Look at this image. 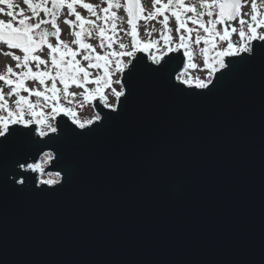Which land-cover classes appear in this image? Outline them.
Wrapping results in <instances>:
<instances>
[{"label":"water","instance_id":"95a60500","mask_svg":"<svg viewBox=\"0 0 264 264\" xmlns=\"http://www.w3.org/2000/svg\"><path fill=\"white\" fill-rule=\"evenodd\" d=\"M168 56V72L139 79L120 116L98 100L102 127L76 137L60 115L51 145L19 153L15 178L28 187L0 181V264H264V63L190 96L174 87L203 91L176 79L183 48ZM47 152L58 166L27 167Z\"/></svg>","mask_w":264,"mask_h":264},{"label":"snow or ice","instance_id":"6c2138e0","mask_svg":"<svg viewBox=\"0 0 264 264\" xmlns=\"http://www.w3.org/2000/svg\"><path fill=\"white\" fill-rule=\"evenodd\" d=\"M49 2L51 8L48 7ZM249 3V0H199L200 8L203 11H199L196 5H187L185 0H167V3H163V0H153V11L144 15V8L139 3V0H127V14L128 24L131 26L130 34L132 37L131 48L123 43H120V51H109L103 55L97 53L95 48L91 44H86L82 35L86 31L85 24L94 25L96 21L84 18L80 12L76 11V6L79 5L84 9L91 12L94 16H98L96 6L91 3H85L84 0H25L28 8L32 12V16L39 17L40 13L43 12L46 16H50L51 19H39L37 23H31L32 16H26L24 10L20 9L19 13L14 11V5L12 0H0V4L7 6V12L5 8L0 7V14L7 15L10 19L0 20V42L5 43L11 49H20L23 51V63L25 66L28 65L29 60L37 61L38 64H47V61L42 59L40 56L33 55V53L41 46L47 44L50 49V58L52 68L55 69V75L51 71H37L33 72L29 67L27 71L15 73L11 66L7 67V73L0 74V81H3L6 85L11 87V91L8 93L9 96L15 94L18 99L15 100V108L9 106V102L5 99L3 89L0 88V111H6V115H0V181L8 182L11 181L18 189H26L28 187L25 179H16V176H20L21 173L16 171L17 168L24 169L25 163H21L22 159L26 158L27 153L20 155L27 147H36L39 150V146L51 145L53 137L50 133L57 134L58 128L53 126L50 122L55 118V114L64 111L72 117L73 123L77 126L80 131L71 129L73 136L82 137L86 136L93 131L94 128L90 127L96 123L97 127H102L105 123V118L100 115L99 112L96 115L85 122H81L77 118L76 112L72 108H65L59 103L60 97L58 93L61 91L57 88L56 81L59 78L60 83L63 85L62 91L68 95L75 96L76 93H68L69 85L75 84L77 87H83L89 83L88 77L90 72L83 66L80 61L76 60V56L79 54L80 49H86V53L83 55V59L89 61L88 68H103L104 74L101 77H97L94 81L97 84V88L94 90H88L85 88L84 92L80 93L84 97L85 101H89L95 94H99L105 99L106 106L116 116H120L124 108V103L132 96L134 92L135 83L141 78H153L158 77L168 72V65L172 57H165L168 53L174 51L171 46L172 36L163 35L164 44L166 51L160 52L159 55H152L151 60L158 67H153L150 64L144 62L143 57H137L136 53L140 50L141 41L137 38L138 27L136 21L143 19L145 21L155 19L159 15H162L165 11L170 10L172 15L175 17L177 22V32L181 29L185 30L187 37L184 32L179 35L178 48H184L186 55L189 56L190 66L197 67L194 63H191L192 52L189 50L188 41L192 40V33L195 32L194 43L199 44L201 40L205 44H211L213 49L216 48L217 38L219 41L226 42V47L220 48L215 52L214 63L210 65V71L208 73L207 80L197 79L195 88L203 90L199 93L192 91L186 92L183 88L178 85L177 91L184 95L190 96H204L212 92L216 88L217 84L213 83V77L216 82L219 83L225 77H236L240 74L243 68L250 66L256 62L264 63V12H261L258 7L257 0H251L250 7L251 13L250 18L245 19V13L242 9ZM157 5H160L157 7ZM119 3H114L113 0H107V6L102 9L104 16L103 21L105 24L109 22L111 16L112 24L111 31L112 35H106L104 28L99 29L100 46L101 48H111L113 35L118 32L117 24L115 23L117 14L112 9L119 8ZM260 6H264V0H260ZM69 10V16H75L73 19H65V23L73 29L72 34L76 37L73 41L79 47L73 49L68 44L59 39L61 29L57 23V12L64 8ZM135 7V12H134ZM194 13V16H187L182 18V12ZM207 15L210 19L205 22L202 18ZM18 17H20L18 19ZM239 22V29L231 24L233 21ZM15 21V23H14ZM169 17L164 16L163 23L165 27L168 26ZM187 21H191L192 24L198 25V28H190L187 26ZM79 22V31L75 30V26ZM51 24L54 31L49 32L47 29H42L38 32V38L33 35L35 29H41V25ZM221 25L222 29L218 30L217 26ZM203 30L204 36L200 35V30ZM171 29L169 28V32ZM236 34L239 36V43H234L232 36ZM53 35L57 38V44L53 45L48 41V36ZM90 36L91 33L89 32ZM119 39V37H117ZM159 41H151L143 44V50L158 45ZM178 50V49H177ZM208 48L202 49L205 55V62L207 64ZM5 55H11L14 60L20 61L21 57L14 53L7 52ZM116 56L118 59L115 61V71L120 74V79L113 81L109 73V64L112 63L110 57ZM65 57H71L69 60H65ZM122 57H127L125 62ZM231 58L227 59L226 58ZM95 61V62H93ZM20 66L19 64L17 65ZM82 74V75H81ZM16 76V79H11L10 76ZM170 76V73H169ZM38 79L40 84L45 83V79L49 78L52 80L51 88L45 87L44 91L33 90L27 88L25 81L27 79ZM177 80L181 77L177 76ZM103 81V86H101ZM120 85V90L117 91L112 88V93L115 95L117 103L107 104L106 98L104 97V88L111 84ZM184 85H189V79H183ZM27 91L29 95H35L37 97H43L45 101H52L50 105L51 112L45 113L43 111H37V106L30 102L29 98L20 95L21 91ZM51 95H47V93ZM121 97L124 98L121 101ZM72 101H69L71 103ZM83 106V104H81ZM110 118V117H109ZM33 124L41 125L39 129L33 127ZM70 127V126H69ZM38 133L39 137H48L46 141H38L34 139V136ZM59 152L60 150L57 149ZM63 153L60 154L62 159ZM46 163H52L53 166H58L56 163L57 157H54L53 153H45ZM28 168L38 170L43 173L44 168L41 164H28ZM15 175H12V174ZM69 178L72 175L71 169L66 172ZM11 176V179L9 178ZM56 177H60L61 173L56 172ZM67 181H65L66 183ZM56 180H40V184L52 185L56 184ZM64 184H60L59 188H63ZM58 189H45L35 187L34 192L46 193L48 191H57Z\"/></svg>","mask_w":264,"mask_h":264},{"label":"rangeland","instance_id":"374dc122","mask_svg":"<svg viewBox=\"0 0 264 264\" xmlns=\"http://www.w3.org/2000/svg\"><path fill=\"white\" fill-rule=\"evenodd\" d=\"M84 2L85 3H91L94 6H96V11L98 13V16H94L91 12H89L88 10L84 9L83 7H81L79 5L76 6V11L80 12L84 18L96 21V23L94 25L85 24L84 27H85L86 31L82 35L81 39H83L86 44H91L95 48V51L97 53H100L101 55H103L105 52H109V51L119 52L120 51V47H119L120 43L128 45L129 50H130L132 37L130 34H126V33L131 32V26L128 24L129 17L127 14V0H113L114 3H119L121 6L119 8H115V9L111 10V11H115L117 14V18H116L115 23L117 24V29H118V32L115 35H113L114 42L112 43L111 48H108V47L101 48L100 36H99V29L100 28H104L106 30V35H112L111 24L113 21L111 19V16H110L109 22L107 24H105L103 21L104 13H103L102 9L107 6V0H84ZM250 2H251V0H249V3L247 5H245L242 9V12L246 14L245 19L250 18V13H251ZM257 2H258V7H259L260 11L264 12V6H260V0H257ZM12 3L14 5V11L15 12L19 13L20 9H23L24 14L26 16H32V12L28 8L27 4H25V0H12ZM139 3L141 4V6L145 10L144 15H147V13L153 11V0H139ZM163 3H167V0H163ZM185 4L196 5L197 9L199 11H203V9L200 8L199 0H185ZM50 5H51V3L49 2L48 6H50ZM159 6L160 5H157V7H159ZM0 7L5 8V12H7L8 9H7L6 5L0 4ZM58 12L61 13L64 18L75 19L74 15L69 16V10L66 7L62 10H59ZM181 12H182V18H186L187 16H194V13H191V12H184L183 10H181ZM165 15H167L169 17L167 27H165V25L163 23ZM19 18L20 17H18V19ZM9 19L10 18L7 15L0 14V20L7 21ZM202 19L205 22H207L210 18L207 15H205ZM37 22L38 21H36V17L32 16L31 23H37ZM136 23H137V27H138L137 38L141 41L140 50H138L137 53L139 51L149 53L150 59H151L152 55H159L160 52L166 51V46L164 44L163 35H171L172 36L173 39H172L171 46L173 47L174 51H177V52L179 50L178 42H179V35L181 34V32H184L186 37H187V33L185 32V30L181 29L180 32L176 31L178 25H177V22L175 20V17L172 15L170 10L165 11L162 15H159L155 19H151L148 21H145L143 19H139L136 21ZM231 24L233 26H235L237 29H239V27H240L238 20L231 22ZM58 25L61 29L59 39L66 42L69 47H71L73 49H77L79 46L77 44L73 43V41L76 39V37L72 34L73 29L70 28V26L63 21L58 23ZM49 26H50V24H45L44 26L41 27V29H37L35 31L36 38H38L37 34L40 30L47 29L49 31ZM187 26L190 28H198L199 27L198 25L192 24L191 21H187ZM169 28L171 29L170 32H169ZM76 29L78 31L79 27L77 26ZM217 29L221 30L222 26L218 25ZM261 31H264V29H261ZM89 32L91 33L90 36L88 35ZM200 35L201 36L205 35L203 33L202 29L200 30ZM195 36H196V33L193 32L192 33V40L188 41V43H189V50L193 54L192 59H191V63H194L195 65H197V67H191L190 66L189 56L186 55V53H185L186 60H187V67L179 75V77H181L180 81H182L183 79H189V81H190L189 85H195L197 79L207 80L209 78L208 73L210 71V65L212 63H214L215 52L217 50H219L220 48L226 47V42L219 41V38H217V45H216L215 49H213L211 47V44H205L203 42V40H201V42L199 44H196V43H194ZM51 37H52V35H51ZM51 37L48 36V41L50 43H52L53 45H56L57 44V38L51 39ZM117 37H119V39H117ZM232 39H233L234 43H239L240 38L238 35L234 34L232 36ZM149 40L159 41V43H158V45L148 49L147 51H144L143 50V44L146 42H149ZM204 48L209 49L208 56H207V64L205 62V55L202 52V49H204ZM86 51H87L86 49H80L79 54L76 56L75 59L79 60L81 66L85 67L90 72V76L88 77L89 83H87L83 87H77L75 84H70L69 89H68V93H76V95L73 97V96L68 95L67 93H64L62 91L63 85L60 83L59 78H57V81H56L57 88L61 90L58 93V95L60 97L59 103L61 105H63L65 108H72L76 112L77 118L80 119L81 122L92 119L96 114L94 112L92 114L89 106L82 103L84 101V97L81 96L80 93L84 92L85 88H87L90 91L96 89L97 84L94 81L96 80L97 77H101L103 72H104L103 68H99V69L88 68L89 61H86L83 59V55L86 53ZM183 51L185 52L184 48H183ZM7 52H11L17 56H20L21 60L20 61H17V60L14 61L12 59L11 55H5L4 54ZM137 53H136V55H137ZM33 55L40 56L42 59L47 61V64H38L37 61L29 60L28 65L26 66L27 70L30 67L33 72L51 71L52 74L55 75V69H53L52 65H51L50 49L47 47V44L38 48L33 53ZM23 56H24L23 51L22 52H13L12 50L5 47L4 45L0 46V74L8 75V73H7V67L8 66L15 68L16 72L18 73L19 67L17 65L23 60ZM69 59H71V57H65V60H69ZM117 59H118V57H116V56L110 57V60L112 61V63H110L108 66L109 67V73H110L111 79L113 81L121 78L120 74L115 71V61ZM119 59H122L126 62L128 58L122 57ZM93 62H95V61H93ZM51 85H52V80L49 78L45 79V83L43 85L39 83L38 79H29V81H28V87L29 88H38L41 91H44L45 87L51 88ZM101 86H103V85H101ZM0 88L3 89L5 99L8 100L9 106L11 107L12 101L15 98L12 97L11 98L12 101L9 100L7 86L5 83H2L1 81H0ZM112 88H115L117 91H119L120 85L113 83L110 86L105 87L104 88V96L106 97V100L108 101V103L116 104L117 100H116L115 95L112 93ZM47 95H51V93L49 92V93H47ZM95 95H98V94H95ZM29 100L33 104H35L36 106L42 105L43 107H45V106L50 107V105L53 103L52 101H45L43 97H37L35 95H31ZM69 101H72V102L69 103ZM81 104H83V106H81ZM43 112H45V113L51 112V107H50V109L49 108H47V110L45 109ZM59 113L66 114V112H64V111H60L56 114H59ZM84 116H86V117L83 118ZM50 122L53 124V126H56L54 124V119L51 120ZM45 161H46V157L44 155L43 158L41 159L40 163H39V164H41V166L43 168H45L48 165V163H46ZM49 179L56 180L57 182L59 181V177H56L55 174L50 173V174H43L42 175V180H49Z\"/></svg>","mask_w":264,"mask_h":264},{"label":"flooded vegetation","instance_id":"af4514ba","mask_svg":"<svg viewBox=\"0 0 264 264\" xmlns=\"http://www.w3.org/2000/svg\"><path fill=\"white\" fill-rule=\"evenodd\" d=\"M39 19H51V17L50 16H45V14L43 13V12H41L40 13V15H39V17H36V21H38ZM65 19L66 18H64L63 16H62V14L61 13H59V12H57V23H60V22H64L65 21ZM68 19V18H67ZM73 20H75V19H73ZM31 22V21H30ZM14 23H15V21H14ZM79 22H77V24H76V26H75V30L77 31V29H76V27L78 26L79 27V24H78ZM42 26H44V25H41V27ZM37 29H35L34 30V32H33V35L36 37V34H35V31H36ZM49 31L50 32H52V31H54V29H53V27H52V25L50 24V26H49ZM78 31H79V29H78ZM50 37H51V35H49ZM51 39H56V37L55 36H53L52 35V37H51ZM2 45H4L5 47H7L8 49H10V50H12L13 52H22V50H20V49H11V48H9L5 43H3V42H0V46H2ZM13 59V58H12ZM14 60V59H13ZM14 61H16V60H14ZM19 68H18V73H20V72H24V71H27V68H26V66L24 65V63H23V60L19 63ZM13 71L15 72V73H17L16 72V69L15 68H13ZM10 78L11 79H16L17 77L16 76H10ZM29 79H31V78H29ZM29 79H27L26 81H25V85H26V87L27 88H29L28 87V81H29ZM2 83H4L3 81H1ZM7 86V90H8V93L11 91V87L10 86H8V85H6ZM30 89H33V90H40V89H38V88H30ZM41 91V90H40ZM20 95H23V96H26V97H28V98H30V96L31 95H29V93L27 92V91H21L20 92ZM8 97H9V100H11V98L12 97H14L15 99L12 101V105H11V107L12 108H15V100L16 99H18V97L15 95V94H13V95H11V96H9L8 95ZM99 97H101V96H99ZM105 97V96H104ZM102 98V97H101ZM106 98V97H105ZM103 100H102V103L106 106V103H105V99L104 98H102ZM94 98H92L91 100H89V101H83L82 103L83 104H86V105H88L89 106V108H90V110H91V112H92V114H93V112L96 114L97 113V110H96V108H95V103H94ZM107 101V100H106ZM31 102V101H30ZM32 103V102H31ZM107 104H110V103H108V101H107ZM37 111H44L45 109L47 110V108H49L50 109V107L49 106H45V107H43L42 105L40 106V105H37ZM0 115H6V111H0ZM60 114H55V118H54V124L57 126V119H58V116H59ZM86 116H84L83 118H85ZM85 122V121H84ZM39 127H41V125H39Z\"/></svg>","mask_w":264,"mask_h":264},{"label":"trees","instance_id":"16d2710c","mask_svg":"<svg viewBox=\"0 0 264 264\" xmlns=\"http://www.w3.org/2000/svg\"><path fill=\"white\" fill-rule=\"evenodd\" d=\"M33 2L35 3L36 2V0H33ZM49 8H51L52 6L50 5V6H48Z\"/></svg>","mask_w":264,"mask_h":264},{"label":"bare ground","instance_id":"6f19581e","mask_svg":"<svg viewBox=\"0 0 264 264\" xmlns=\"http://www.w3.org/2000/svg\"><path fill=\"white\" fill-rule=\"evenodd\" d=\"M180 81V80H179ZM182 82V81H181ZM191 86H193V85H191Z\"/></svg>","mask_w":264,"mask_h":264}]
</instances>
